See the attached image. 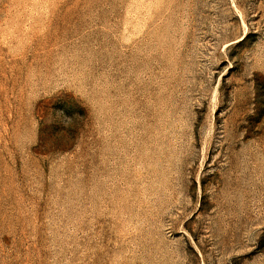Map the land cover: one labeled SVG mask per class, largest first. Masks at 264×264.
<instances>
[{
    "label": "rangeland",
    "instance_id": "rangeland-1",
    "mask_svg": "<svg viewBox=\"0 0 264 264\" xmlns=\"http://www.w3.org/2000/svg\"><path fill=\"white\" fill-rule=\"evenodd\" d=\"M0 264H264V0H0Z\"/></svg>",
    "mask_w": 264,
    "mask_h": 264
}]
</instances>
